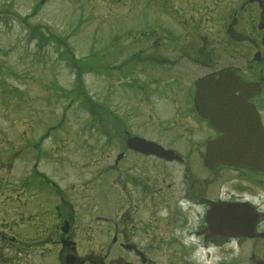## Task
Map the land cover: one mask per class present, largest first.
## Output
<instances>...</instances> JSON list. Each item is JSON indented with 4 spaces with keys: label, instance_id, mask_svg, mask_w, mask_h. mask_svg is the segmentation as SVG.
Masks as SVG:
<instances>
[{
    "label": "flooded vegetation",
    "instance_id": "obj_1",
    "mask_svg": "<svg viewBox=\"0 0 264 264\" xmlns=\"http://www.w3.org/2000/svg\"><path fill=\"white\" fill-rule=\"evenodd\" d=\"M154 5L169 22L158 14L139 35L130 33L135 43L115 54L122 58L118 73L129 75L132 93L119 97L130 112L121 109L119 118L98 126L103 140L87 146L90 166L104 154L101 171L88 170L106 180L112 214L73 204L62 192L50 225L7 208L0 219V264H44L48 254L54 264H264V237L209 224L211 212L228 209L217 210L220 202H248L264 215L263 200L251 189L239 190L241 177L250 184L261 173L206 166V145L222 134L195 105L200 80L219 79V73L237 77L243 87L236 94L254 105L264 130V0ZM255 233L264 234V217Z\"/></svg>",
    "mask_w": 264,
    "mask_h": 264
},
{
    "label": "rangeland",
    "instance_id": "obj_2",
    "mask_svg": "<svg viewBox=\"0 0 264 264\" xmlns=\"http://www.w3.org/2000/svg\"><path fill=\"white\" fill-rule=\"evenodd\" d=\"M157 1L165 0H121L109 14L107 0H0V184L9 194L0 202V219L7 208L33 209L29 221L49 224L52 205L59 201L56 187L73 193L71 183L80 179L75 177V160L85 157L83 145L103 140L101 129L93 132L89 124L106 125L110 117H120L121 109H131L111 83L121 87L123 79L106 74L105 66L115 60L117 50L137 41L127 34L156 19ZM159 15L169 22L168 15ZM82 94L98 103L96 112L80 106ZM103 156L90 166L97 173ZM5 178L10 182H3ZM243 181L241 177L239 190L251 189L264 200L263 178ZM105 184L103 179L88 184L76 204H99L111 215ZM158 215L164 218L163 211ZM43 261L54 264L50 254Z\"/></svg>",
    "mask_w": 264,
    "mask_h": 264
},
{
    "label": "water",
    "instance_id": "obj_3",
    "mask_svg": "<svg viewBox=\"0 0 264 264\" xmlns=\"http://www.w3.org/2000/svg\"><path fill=\"white\" fill-rule=\"evenodd\" d=\"M235 80L221 75L218 82L198 84L196 105L200 115L224 133L219 141L208 145L207 153L228 165L264 170V132L257 116L249 112L253 107L243 96H234L235 91L242 90Z\"/></svg>",
    "mask_w": 264,
    "mask_h": 264
}]
</instances>
